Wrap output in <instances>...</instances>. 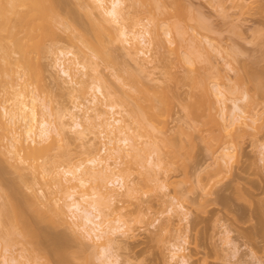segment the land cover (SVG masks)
Instances as JSON below:
<instances>
[{"label":"rangeland","instance_id":"1","mask_svg":"<svg viewBox=\"0 0 264 264\" xmlns=\"http://www.w3.org/2000/svg\"><path fill=\"white\" fill-rule=\"evenodd\" d=\"M124 1L125 25L132 30L144 28L148 32L146 40H150V44L143 47L147 55L141 51L135 53L130 43L123 41L114 31L117 37L114 40L107 37L109 45L106 43L105 48L113 51L117 63L103 60L102 55L101 59L91 56L109 81L105 91H113L110 102L117 104L120 113L115 115L122 119L120 124L127 130L133 144L122 150L120 158L107 155L113 170L124 175L126 186L112 200L105 195L95 198L103 216L110 221L104 226L108 229L117 227L116 233L112 234L113 249L108 251L110 255L107 257L108 252L104 253L86 233L77 229L74 225L77 218L66 206L70 201L66 188L68 190L71 184H66L69 182L65 177L71 175H63L64 169L81 161L88 164L92 156L100 153L106 157L109 152L104 151V146L110 145L105 135L99 128L85 122L84 134H76L67 128L68 143L62 142L64 145L59 146L61 142H58L57 149L51 152L57 159H52L55 163L50 167L58 165L55 171H59L58 175L64 178L62 181L68 187L53 184L55 181L46 174L44 176L49 180L41 173V179H33L29 170L24 173L28 180H23L14 167L10 169V162L7 164L0 155V255L17 256L24 264H56L59 256L53 252L56 249L54 241L57 245L64 241L68 244L64 247L67 254L75 251L78 255L71 253L77 258L70 255L65 259H71L70 264H264V0ZM63 2L65 13L73 12L70 15L74 18L66 16L67 19L76 24L85 20L82 23L85 25L90 16L86 10L93 6L92 0ZM15 7V10L20 8ZM93 13V18L96 15L102 19L100 10L94 9ZM13 15L9 14L10 18ZM14 19L18 20L17 16ZM58 26L50 29L55 35L50 34L53 38L48 37L45 41L44 52L39 47L40 42L34 40L29 45L33 48L27 47L29 53L26 56L34 71L36 91L60 116L74 103L85 101L83 91H90V88L85 83L61 87L58 68L54 66L56 55L60 50L77 51L74 46L77 44L89 53L95 47L88 49L90 45L87 47L84 42L77 41L78 37L77 44H74L68 35L71 29L68 31L69 27ZM167 30L172 31L171 39L166 35ZM2 35L1 38L5 37ZM8 52L15 53L13 50ZM18 55L15 54V58H21ZM14 56L10 58L14 59ZM11 63L12 68H18L16 60ZM16 68L15 73H18L20 69ZM123 68L128 71L124 72ZM20 78L14 80L21 85L24 81ZM199 82L213 90L218 86L223 91L227 105L224 111L214 93L210 98L212 113L220 122L227 126L232 122V99L239 100L246 117L223 127L208 124L207 115L202 116L204 119L200 115V120H206L204 125L197 113L194 117L195 112H189L190 105L196 109L201 101V110L205 107V113H202H207L210 101L203 95ZM5 96L2 95L1 103L8 99ZM150 98L156 101L150 102ZM7 102L4 105H10ZM195 102L198 106L192 104ZM151 103H158V106L154 109ZM151 111H159L155 122L148 119L153 116ZM64 120L70 122L69 117ZM229 145L232 156L223 160L222 149ZM42 156L47 161L46 156ZM49 163L45 164L47 168L51 165ZM111 176L106 172L85 175L89 181L84 187L76 188L75 197L80 199V192L93 196ZM39 191H44L45 196L42 192L36 195ZM45 193L53 202L57 199L55 205L48 201ZM36 197L40 198L37 200ZM82 203L86 205L84 201ZM36 205L40 206L39 209H48L44 214L50 222L39 217L44 210L40 209L39 213ZM15 208H21L22 211L18 212L24 213V217L29 216L28 222L33 225L30 228L35 229L33 232L40 237L35 240L38 242L35 245L28 242L25 233L21 234L24 229ZM49 215L54 216L56 222L60 216L64 222L54 223V218ZM55 237L58 241L64 240L58 243ZM174 244L182 248L175 251ZM5 248L8 251L5 252Z\"/></svg>","mask_w":264,"mask_h":264},{"label":"bare ground","instance_id":"2","mask_svg":"<svg viewBox=\"0 0 264 264\" xmlns=\"http://www.w3.org/2000/svg\"><path fill=\"white\" fill-rule=\"evenodd\" d=\"M17 1L18 0H0V52H1L0 58H2L0 62H2L4 60V63L3 62H2L3 64L1 63L3 66H1V64H0V66H1L0 67V99H1L2 95H6L5 98L8 96V99L4 100V102L2 101L3 104L0 101V105H2L0 107V155L2 157L1 159H4V161L6 163L8 162L7 164H9V162H10V164H11V166L9 165L10 169L12 167H14L16 169V171L19 172V174L23 178V180H28V179H25V176L27 174H24V173H26V171L29 170V172H31L32 175H34L33 179H35V178L38 179L42 174V177L49 176L51 180L55 181L53 184H57V185L62 184L63 185L64 184L63 183L64 178L62 179L58 175L59 171H58V173L55 171L56 167L58 165L55 164L56 167H50V166H52V163L55 161L54 159H57L55 157V155H51L52 150L57 149L58 142H61L59 144V146H61L63 143L65 145L68 143L67 135H66L67 134V132H66L67 128H69L70 130H72L76 134H81V135L84 134L86 131L85 122L92 124L94 127L99 128L100 133L103 136L105 135L104 138L106 137L108 142H109L108 144L111 145V146L110 145L104 146V151H105V153H106V151H109L110 153L109 152H108L109 154L106 153V157L101 156L100 153H98V154L92 156L90 159H88V162H87L88 164H85L82 161L79 163H76L72 167L64 169L63 175H71V176L65 177V181L69 182L66 184L67 185L71 184L70 187H68L66 184H64V185H66L65 187H68V190L66 188V193H67V198L70 199V201L68 203H66V206H68V208L70 209V211L74 215L75 219L77 218V220H75L77 222H75L74 225L77 226V229L79 228L78 230H82L84 233H86V235H88L94 241V244H98L97 246L102 248V251L104 253H107L108 251L113 249L112 247H113L114 239L112 238V234L116 233L117 227H111L110 229H108L104 226V223H109L110 221L105 216H103L102 210L99 207V204L95 198H96V196H99V195L100 196L105 195L106 197H108L112 200L116 197V194L118 193V191L122 190L126 186V181H125L124 175L120 172H116L113 170V168L111 167L112 166L111 163L109 162V160H107V158H108L107 155L110 156L111 154H113L112 156L115 155L116 159L118 157L120 158L123 155L122 152L125 149H129L133 144H132L131 138L129 137V135L127 133V130H125L124 127L120 124L122 119L120 117H116V115H115V114L120 113L117 110V108H118L117 104L110 102V100H112L113 96H114L113 91H111V90H109L107 92L105 91V89L109 85V81L107 80V77L105 76V74L101 70H99L100 67L98 68V66H99L98 62L95 61L93 58H91V56H96V57L98 56L100 58L102 55L103 60L110 59V60H112V62L110 60H108V61L106 60V61L107 62L110 61V63H113L114 57H115L112 54L113 51L111 50L112 51L111 52L109 47H108L109 49L105 48V45L108 41L107 37L109 39L112 37L111 39H113L116 35L117 36L119 35L120 37H122L123 41L125 40L126 42H128V44L130 43V46H131L130 48L133 49V51L135 53L141 51L142 53L147 55V51H143V47H144V45L150 44L149 43L150 40L148 42L146 40V37H147L146 33H148V32L144 28H142V30H139V29L138 30H135V29L132 30V28L129 29L125 25L124 19H125V14H126V11H125L126 5H125L124 0H92L93 6L92 5L90 6L92 8V10L93 11H94V9H96V10L98 9V11L100 10V12H101V14H103V16H102V19L99 18V16L97 17L96 15L93 18V16H92L93 11L90 10L91 8L89 10H86L87 9L86 8L85 10L88 14L87 16L90 15L89 19L87 17L86 18L88 20H90V23H88V20H87L85 25L82 24V23H84L85 20L82 23H80L81 22L80 21L79 23L76 24V23H72L73 22L72 20L67 19L66 16L74 18L73 16L70 15V14H73V12H72V10L71 11L69 10L70 13L68 11L65 13V11H64L65 10V8H64L65 2H63V0H19V2H17ZM19 3H21L23 5V7H20L21 4H19ZM7 4L11 5V6H9L11 8V10L9 7H7L8 6ZM16 4L18 7L21 8V10L22 9L23 10L20 11V8L18 9ZM72 4H74V3H72ZM13 5H14V7L16 6L15 8H17L16 10L18 11V13L17 12L14 13L16 10L14 9V7H12ZM76 6L78 7V4ZM5 9H6V11H5ZM12 10H13V12H12ZM4 13H6V14H4ZM12 13L17 16L18 20H15L16 18L14 19V17H16L14 15L12 18H10L9 14H12ZM95 14H97V13L95 12ZM96 18H99L100 20L97 19L98 20L97 21ZM11 19H12V21H15V22L11 23ZM82 19H84V18H82ZM87 24H89V25H87ZM54 25L56 26V28H59L58 25H62V26L64 25L65 27H67V28L64 27L65 29H68V27H69L68 31L70 29H71V31H69L70 34L68 33V35H69L71 40L75 41V42L73 41L74 44H77V41L80 40V41H82V43L84 42L85 45H87V44L90 45L88 49H90V47L93 46L90 50L94 49V47H95V49L92 50L91 53H89L88 51H85L86 50L85 48H83V47L81 48V46H78V44H77V45H74V46H76L75 48L77 51H75V50L74 51L73 50L72 51L60 50L59 53L56 55L55 60H54V66L56 68H58L59 77L61 78V80L58 79L61 81L58 84H60L61 87H65L66 84L85 83L90 88V91H88V90L83 91V96H84L83 98L85 101L74 103L72 107H70L66 112L61 113L60 116L58 114L54 113V109H53V107L50 106V103H47L46 101H44V99L36 91V87H34V71L31 69V65H29V63H28V58H27L28 56H26L29 53L28 50L29 49L31 50L33 48L32 46H31L32 47L31 48L29 45L32 44L31 42H33L34 40H36V41L38 40V43L40 42L39 47L42 50V52H44L45 44H46L45 41H47L50 38H53V36L55 35V33L53 31L50 32L51 31L50 29H54L53 28ZM112 30H113V33H112ZM114 31H115V33L117 32L118 34L114 35ZM2 33L5 35H2ZM50 34L53 36H51ZM1 35L5 36V37L1 38ZM71 35H72V37H71ZM166 35L171 39L172 38V31L167 30ZM77 37L79 39H77V41H76ZM3 38H7V39H5L6 41L2 40ZM2 41H4V42H2ZM27 44H28V46H26ZM107 44L109 45V43H107ZM88 45H87V47H88ZM27 47H30V48L26 51ZM103 48H105V49H103ZM40 49L38 51H40ZM1 50H3V52ZM9 50H13V52H15V53L14 54L12 52L9 53L8 52ZM17 53L21 56V58H22L21 61L19 60L21 58H19V57H18V59L15 58L14 55ZM8 54H11V56ZM90 54H92V55H90ZM8 56H10V57L14 56V59H11ZM12 60L14 63H15V60L19 63V65H17V66L20 70L15 67L16 64H18V63L14 64L15 66H13V67H15L17 70H19V72L18 71L17 72L20 74L15 73L16 72L15 68L11 67ZM114 62H116V61H114ZM120 63H121V61H120ZM88 64H90V65H88ZM118 67H120V66H118ZM41 69H44L43 65L41 66ZM124 70H126V69H124ZM127 71H128V69L124 72H127ZM16 77L17 78L21 77L22 80L24 81V83L23 84L21 83V85H20V83L17 84V81L15 82V80H14V78L17 79ZM190 80H192V79H190ZM198 80H200V79H198ZM192 82L194 85L196 83L198 84V81H196V83L194 81H192ZM199 83H201V82H199ZM1 86H2V88H1ZM198 86H199V84H198ZM201 86H202L201 90H202L203 95H205L206 98L209 99V101H210V98H212L213 93L215 96L218 97L219 102L223 106L222 111H224L226 109L227 105L225 102L226 98H225L224 93L221 90V88L216 86L213 90L212 88H209L208 86H206L205 83H203V84L201 83ZM20 87H21V89H20ZM206 98H205V100H206ZM146 99H147V97H146ZM153 99L154 98H152V99L150 98V102H151V100L153 102L156 101V100L154 101ZM198 99H201V97ZM202 99L204 100V98H202ZM195 100L198 103L197 98ZM6 101H8L7 103L10 105H8V106L4 105V103ZM231 101H232V104L230 106L231 107V111H230L231 113L230 114L232 116V122L230 124H228V126L232 125V123H234L235 121H239V120L246 117V115H245L246 111L240 105L239 100L238 99H232ZM196 102L192 103V104H196L198 106V104ZM200 102L201 101H199L198 107L195 105L197 108L194 106L196 109H194L193 106L190 105L189 112L191 111L190 113H192V114H194L193 112H195L194 117H195L196 113H197L198 119H199L200 115H201L200 118H203L207 115L205 119L206 120L208 119V121H210V122H208V124L214 123L215 125L219 124V125H222L223 127H228L227 125H225L224 123L219 121V119L217 118L215 113H212V111H213L212 110L213 109L212 103L213 102L212 103H211V101L209 102V106L207 108L206 114L202 113V111L204 112L203 109L205 107L201 110V108L203 106H201L202 104H200ZM151 104H153V103H151ZM156 104H158V103H154L152 105L154 107V109H155V107L158 106ZM200 106H201V108H200ZM199 108H200V111L198 110ZM156 110H159V108ZM91 111L92 112L94 111V113H92ZM152 111L154 112V110H152ZM153 112L151 113L153 116L148 117L149 120L151 118L150 122L152 120H153L152 122H155L154 121L155 117L158 116L159 111H157V113L156 112L153 113ZM199 112H201L202 114ZM154 114H157V115L154 116ZM203 115H205V116H203ZM189 116H191V114ZM65 117H69L70 122H67L66 120H64ZM192 117H190V118L192 119ZM199 120H196V122H198ZM206 120L201 119L200 121H202V122L204 121V125H205ZM148 124L151 125V123H148ZM152 125H153V123H152ZM103 145H106V142ZM231 149H232V147L230 145L223 147V149H222L223 151L221 154L222 155L221 157L223 160H225L226 158H230L232 156L230 153ZM64 154L67 155V153H64ZM64 154H62L61 156H63ZM42 155L46 156L47 161H45L46 159ZM43 157H44V159H43ZM41 159L44 163H41L42 162ZM116 159H115V161L119 160V159L118 160H116ZM47 163L51 164V165H48L49 168H47L45 165ZM54 163H53V165H54ZM1 165H2V163H1ZM53 168H55V169H53ZM105 172L111 174L112 176L106 185L104 184V185L99 186L100 191L98 190L94 193L95 197H94V195L92 196L86 192H84V193L80 192V197H81L80 199H77L75 197V195L77 193L76 188L77 187H80V188L84 187L85 185H87V182L89 181L88 178L85 177V175H94L96 173L102 174ZM45 174H46V176H44ZM16 175H18V174H16ZM40 179H41V177H40ZM44 179H47V177ZM47 180H49V179H47ZM73 181H75V182L72 183ZM109 184L111 186H109ZM103 187L105 188V190L102 189ZM63 188H64V186H63ZM40 192H42V191H39L36 195H39ZM43 192L41 194H43ZM6 196H8V195H6ZM48 197H49L48 201H52L51 202L52 204L57 202V199L54 200V202H53V199L50 200V196L47 195V198ZM38 198H40V197H38ZM38 198L36 197L35 199L38 200ZM53 198H55V197H53ZM82 201H84V203H86V205H84L82 203ZM29 202L31 204V201H29ZM12 207H14V206H12ZM36 207H37L36 210H39L38 212L40 213L41 208L40 209L38 208L40 206L36 205L35 208ZM59 207L60 206H58V208ZM15 209L17 210V212L19 210H21V208L19 210L17 208H15ZM30 209L31 208H29V210ZM53 209H54V207H53ZM53 209H52V211H53ZM10 210H9V212H10ZM41 210L43 211L44 209H41ZM47 210L48 209L46 208V210H44L43 213H40L42 216L39 215L37 212V216L39 215L40 218H44L46 221L50 222L51 221L50 219L47 220L48 216L45 217ZM59 210H61V207ZM13 211H14V209H13ZM55 211L56 210H54V212ZM57 211H58V209H57ZM61 211H63V210H61ZM23 212H25V211H23ZM18 214H19L18 217L21 221L20 224L24 229V230H22L23 233H21V234L24 235V233H25L24 237L28 236L26 238L29 239L28 242H30L31 244L38 243V242H35V240L39 239L40 237L39 238L37 237L38 233L36 234V232H33L35 229L32 231L33 228H30L31 226L33 227V225H30L31 221H30V223L28 222L29 216L27 217L28 218L27 219L26 217L23 216L24 213L22 214V213L18 212ZM48 214H50V213L48 212ZM62 214H63V212H62ZM14 216H17V215H14ZM51 216L52 215H49V218H52V219L54 218L55 222L52 221L54 223H58V222L63 223L64 222V221H61V220H63V218H61L60 216H59V218L57 217L58 219H60V220H58V222H56L57 220L54 217L55 214L53 217H51ZM65 219L66 218H64V220ZM46 221H43V222H46ZM35 224H34V226H35ZM40 236H43V235H40ZM58 236L60 238L62 237L60 235H58ZM57 239L58 238H56V241L59 243L62 241L63 238L61 239V241H58ZM39 243H40L39 244V246H40L41 242H39ZM54 243L56 244V249L53 248V249H55V251H53V252H55L59 256V259H58L59 261L58 262L56 261L57 262V263L55 262L56 264H58L59 262H60V264H64V262L66 261L65 259H67L68 257L70 258V255H72L71 253L76 254L75 251L74 252L72 251L70 253V255L67 254V252L65 251V248H64L66 245H68V244H65L67 242L62 241V243H64V245H62V247L60 246L62 243L61 244L59 243L58 244L59 246L57 245V243L55 241H54ZM52 247H54V245H52ZM34 248H35V246H34ZM34 248H32V249H34ZM181 248L182 247L180 245L174 244L175 251H179ZM66 249H67V247H66ZM35 250H37V249H35ZM6 251H8L7 248H5V252ZM68 252H70V251H68ZM45 255H47V254H45ZM109 255L110 254L108 252V254L106 256L108 257ZM0 256H2V260H1L0 264H22V263L24 264V262L22 260H19L17 258V256L12 257L9 254H5V253L1 254ZM75 256H73V258ZM76 258H74V259H76ZM69 260L71 262V259H69ZM69 260H67L68 262L66 261L65 264H67V263L70 264Z\"/></svg>","mask_w":264,"mask_h":264}]
</instances>
